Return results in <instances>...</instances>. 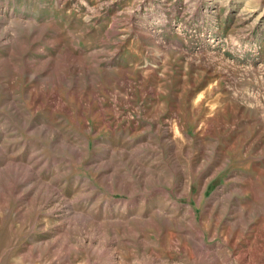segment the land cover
Here are the masks:
<instances>
[{
    "label": "rangeland",
    "instance_id": "1",
    "mask_svg": "<svg viewBox=\"0 0 264 264\" xmlns=\"http://www.w3.org/2000/svg\"><path fill=\"white\" fill-rule=\"evenodd\" d=\"M263 216L264 0H0V264H264Z\"/></svg>",
    "mask_w": 264,
    "mask_h": 264
},
{
    "label": "bare ground",
    "instance_id": "2",
    "mask_svg": "<svg viewBox=\"0 0 264 264\" xmlns=\"http://www.w3.org/2000/svg\"><path fill=\"white\" fill-rule=\"evenodd\" d=\"M224 167L223 166H221L220 167V169L219 170H222ZM218 175V172H215L210 178H208V180H206V181H204V182H202V183H199L200 185H199V187H200V192H199V195L198 196H195V195H192V190H193V184L195 183V181L194 182H192V183H190L189 184V186H187V184H185L188 188H187V191H188V196L189 197H195V199L198 201V203H199V206L201 207L202 206V204H201V201H202V199L204 198V196H205V192L207 191V189H208V186H209V184H210V182L216 177ZM203 176V175H202ZM201 176V177H202ZM253 185H254V187H252V184L250 185V187L251 188H253V192H254V189H256V184L253 182ZM185 187V186H184ZM185 190V189H184ZM185 193V192H184ZM186 195V194H185ZM259 195V194H258ZM256 198H257V196L256 195H254ZM214 199V198H213ZM255 199V198H254ZM258 199V198H257ZM229 200V199H228ZM225 201V200H224ZM254 201H256V200H254ZM258 201H260V200H258ZM227 202V201H226ZM226 202H224V204L226 203ZM222 203H223V201H222ZM176 204V203H175ZM223 204V205H224ZM177 206H178V209L179 210H183L184 211V216H183V218H184V220H185V222L187 223V224H190L191 225V227L192 228H194L195 229V231H196V235H194L193 233H192V235L190 234V236L192 237V239L195 241V246L200 250V252H201V257L199 258L198 257V261L196 260V258H194L193 257V254L191 255L192 256V259H195L197 262H201V261H205L204 259H206L207 257H209L210 255H211V253H210V250H212L208 245H207V241H206V232H205V230H203V229H201L200 228V226H199V222H198V218H197V213H196V211L194 210V208L192 207V206H190V205H182V204H176ZM174 206V205H173ZM176 207V206H175ZM225 207V206H224ZM226 208V207H225ZM228 208V207H227ZM179 210H178V212H179ZM264 217V216H263ZM262 219V218H261ZM263 220V219H262ZM262 222H264V221H262ZM191 228V229H192ZM263 232V231H262ZM188 235V234H187ZM261 235V234H260ZM190 238V237H189ZM213 238V237H212ZM258 238H260V237H258ZM261 238L263 239V241H264V233L261 235ZM229 239V238H228ZM237 240H238V236L237 235H231L230 236V240L227 242V244H230V245H232L233 247H235V248H238L239 247V245H238V242H237ZM193 245V244H192ZM258 247H260V248H256V250H258L257 252H256V257L259 259V261L260 262H264V244H262V245H259ZM188 248V247H187ZM218 248H222V247H218ZM194 249V248H193ZM191 250V249H190ZM255 250V251H256ZM189 251V250H188ZM189 253V252H188ZM246 253V252H245ZM190 254H191V252H190ZM215 255V254H214ZM248 255V254H247ZM212 257V256H211ZM227 257V256H226ZM241 257V256H240ZM246 259L245 257H242V259ZM214 259V258H213ZM220 259V258H219ZM222 259V258H221ZM262 260V261H261ZM211 261H212V259H211ZM242 261V260H241ZM212 262H214V261H212ZM217 263V262H216Z\"/></svg>",
    "mask_w": 264,
    "mask_h": 264
}]
</instances>
